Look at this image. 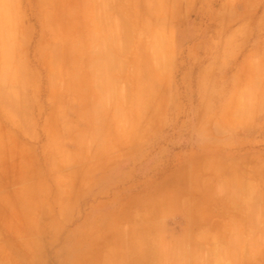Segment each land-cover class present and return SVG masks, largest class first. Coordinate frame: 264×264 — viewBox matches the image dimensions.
Returning <instances> with one entry per match:
<instances>
[{
	"label": "rangeland",
	"instance_id": "374dc122",
	"mask_svg": "<svg viewBox=\"0 0 264 264\" xmlns=\"http://www.w3.org/2000/svg\"><path fill=\"white\" fill-rule=\"evenodd\" d=\"M104 2L125 30L79 48L77 89L34 53L0 68L60 123L33 128L34 186L0 191V264H264V0ZM119 221L139 236L105 244Z\"/></svg>",
	"mask_w": 264,
	"mask_h": 264
},
{
	"label": "crops",
	"instance_id": "0c3cea01",
	"mask_svg": "<svg viewBox=\"0 0 264 264\" xmlns=\"http://www.w3.org/2000/svg\"><path fill=\"white\" fill-rule=\"evenodd\" d=\"M24 2H29V6L33 8L32 20L28 18ZM82 21L83 23H81ZM84 23L89 26L86 34L81 26ZM110 23L107 2L103 3V0L100 3H95V0H83L81 4H79V0H0V68L3 67V64H10L11 67H7L5 71L12 69L13 76L16 72L22 75L24 70L29 71L37 66L36 64L30 66L28 62L27 68L22 65V61L24 59L28 61L31 53H34L38 63L44 64L49 61L52 66L50 65L51 69L48 68V74H51L55 80L63 77L68 65L69 75L72 78L71 85L77 89L76 71L81 53L79 48L93 52L91 47H94V44L92 42L105 44L106 40L109 41L107 35L112 27H117L113 31V42L120 43L121 34L125 30V18L121 16V18L113 20L112 25ZM46 30L50 33L48 38H46ZM116 32L117 37H115ZM43 47L48 48L47 51H44ZM93 58L92 54L89 63L94 61ZM33 76L36 79V74ZM83 79L89 80V76ZM92 79L93 77L90 76L89 83H92ZM55 83L56 81L52 85ZM89 83L85 84L88 90L76 91L80 99L85 98L91 104L93 93ZM38 91L23 92L19 89H0L1 192L11 191L14 187L26 191L34 186L36 179L33 177L37 175V169L30 168L31 159L36 156L33 146L30 144V139H34L33 128L36 131L39 125L44 130L49 126H60L59 121L55 118L47 119L45 103L40 100ZM41 110H43L42 113ZM50 111L54 113L55 108ZM80 136L82 141L79 143L84 148L93 140L88 133H83ZM10 198V196L4 195L3 199L12 202ZM27 198L29 199V194ZM21 200L23 201L24 198ZM28 203L29 206L33 205L29 200ZM122 222L119 221L110 226L109 232L107 230L102 232L101 237L104 238L105 244L109 245L113 241L122 240L132 232L139 236L140 231L137 227L135 229V224L126 229L122 226ZM147 230L148 236L152 228L150 230L147 227ZM114 234L116 239L113 237ZM109 252L112 251L108 249L103 254H109Z\"/></svg>",
	"mask_w": 264,
	"mask_h": 264
}]
</instances>
